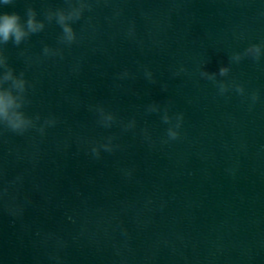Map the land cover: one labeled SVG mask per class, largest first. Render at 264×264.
<instances>
[{
  "label": "clouds",
  "instance_id": "1",
  "mask_svg": "<svg viewBox=\"0 0 264 264\" xmlns=\"http://www.w3.org/2000/svg\"><path fill=\"white\" fill-rule=\"evenodd\" d=\"M3 5H9L13 3V0H0ZM87 7V4L83 0H79V6H70L65 11L58 9L55 12L49 11L47 14L48 21L53 18L60 25L62 29V36L60 37L61 43L71 44L76 39V33L74 32L70 21L80 19L83 10ZM27 19L22 20L21 16L16 12H0V45H6L11 41L15 45H20L32 34L42 31L45 27L43 21L37 20L36 12L32 8L27 9ZM45 55L56 54L53 49L45 46ZM264 54V45H251L243 53H235L231 57L233 62H239L246 56H250L253 59L259 60L261 55ZM0 126H3L18 134H23L30 128L36 127V121H39L40 117L35 118L26 115L23 111L26 100V92L28 82L24 79V74L21 73L19 76L15 75L14 70L9 67L7 57L3 55V49L0 48ZM180 72L184 71V68L179 69ZM230 69L228 67H220L218 74L221 77L228 75ZM200 75L210 81L217 84L220 94H224L229 90V87L234 86L235 90L243 94L244 88L242 85H230L229 83L221 80L217 81L215 72L202 71ZM151 76V73H148ZM7 85V86H6ZM258 97L253 94L252 99L255 101ZM97 112L99 114V123L104 127H111L115 121V116L111 112L105 111L103 107H98ZM149 112H159V105L152 104L148 107ZM164 123L169 124L167 129V136L170 140H176L180 137V127L183 122V114H177L175 116V124H172L173 117L169 116L168 110L164 109L162 116ZM54 119L45 120L46 125L55 124ZM135 121L125 125V128L133 127ZM39 131L44 132V128L40 127ZM100 148H103L107 152L113 151L112 137L108 138V142L92 148V153L97 158L100 155Z\"/></svg>",
  "mask_w": 264,
  "mask_h": 264
}]
</instances>
